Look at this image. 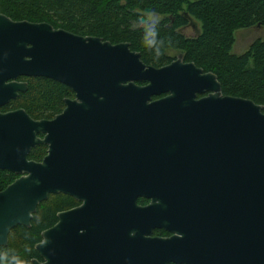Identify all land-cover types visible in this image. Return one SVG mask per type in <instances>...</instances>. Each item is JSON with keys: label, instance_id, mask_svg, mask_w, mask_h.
<instances>
[{"label": "water", "instance_id": "obj_1", "mask_svg": "<svg viewBox=\"0 0 264 264\" xmlns=\"http://www.w3.org/2000/svg\"><path fill=\"white\" fill-rule=\"evenodd\" d=\"M18 76L64 83L73 95L49 118L0 110V168L17 174L0 189V245L10 227L29 225L48 193L63 192L78 203L40 231L32 264H264V103L223 94L215 74L181 53L155 68L127 42L0 13V106L26 88ZM159 142L167 152L156 151ZM36 143L45 153L27 158ZM231 145L234 163L244 160V205L256 218L233 231L215 220L208 243L211 222L197 217V185L214 178L213 156L225 167ZM146 190L153 204L138 206L135 197ZM175 208L180 235H144L140 223L150 213L168 228L178 221ZM199 231L214 248L208 262L201 263Z\"/></svg>", "mask_w": 264, "mask_h": 264}, {"label": "trees", "instance_id": "obj_2", "mask_svg": "<svg viewBox=\"0 0 264 264\" xmlns=\"http://www.w3.org/2000/svg\"><path fill=\"white\" fill-rule=\"evenodd\" d=\"M0 13L110 43L127 42L153 66L172 59L166 50L173 49L184 61L215 74L223 94L264 103V37L255 38L240 53L231 52L235 30L255 24L264 28V0H0ZM149 13L161 17L140 26ZM188 18L197 23L192 36L180 31ZM23 79L26 88L0 109L22 107L33 118H49L61 110L64 97L73 95L69 86L49 78ZM45 149V144L36 143L26 156L39 160ZM16 175L0 168V189ZM77 203L69 194L48 193L37 203L28 226L8 229L7 242L0 245V264H32V257L39 258L34 243L40 231L56 220L58 210Z\"/></svg>", "mask_w": 264, "mask_h": 264}, {"label": "flooded vegetation", "instance_id": "obj_3", "mask_svg": "<svg viewBox=\"0 0 264 264\" xmlns=\"http://www.w3.org/2000/svg\"><path fill=\"white\" fill-rule=\"evenodd\" d=\"M188 26L195 29L193 27V25L190 23V19H188L187 22H185V24H183L180 27V29H183V28L188 27ZM254 26L260 27L259 24H255ZM197 31L198 30H196L194 35L197 33ZM131 51H133V50H131ZM170 51H174V50L173 49H167L166 50V54L169 56H171L169 54ZM135 52H137V51H135ZM177 53L178 52L175 51V53L172 55V59H170L168 62L161 64V65H158V66L146 64L140 59V57H139V59L145 65H150V66H153L155 68H158V67L163 66V65L169 63L170 61H172L175 58ZM24 77H27V76H18L16 78V80L26 82L23 79ZM136 83L142 84L145 82L140 81V82H136ZM163 94L164 93H159L158 95H152L151 98H156V97H159ZM14 108H16V107H14ZM7 109H13V107L0 109V110H7ZM262 110L264 111V109H262ZM156 146H157L156 151L158 153L167 152L166 147L163 143L159 142L158 145H156ZM180 146L182 147L183 145H180ZM168 151H170V150H168ZM161 156H163V155H161ZM188 159L191 160L190 158H187V160ZM218 159H219L218 157L213 156V158L211 160L212 168L210 167L211 168L210 171H211V173H213L215 175V176L213 175L214 178L212 179V181L209 183L201 182L197 185V213H198L197 217L199 216V220L201 222H204V221H207L205 219L207 216H209L208 219L211 222V228L207 232V235H206L209 239L208 243H211L213 241L212 240L213 236H211L210 234L215 233V231L217 229V226L214 223L215 220L216 221H218V220L226 221L228 223V227L233 231L235 228L238 229L239 227L246 229V227L241 222L256 218L255 210H252L251 211L252 214H249V208L247 207V204L244 205L246 195H248L249 186L245 182V180H247V179L244 176V173L246 172V170L244 167L243 158H242V161H239L237 164L234 163L233 145H231V146H229V152H228V155L226 157L225 167L222 166V163H221V167H219ZM219 161H220V159H219ZM259 187L264 188V183L261 184V186L259 184ZM151 193H148L147 190L144 193H138L135 197L136 204L138 206H141V207H143L145 205H147L149 207L151 200H152V204L154 201ZM263 198H264V192H263ZM263 201H264V199H263ZM150 207H152L151 209H154V207H156V211H159V212L164 211V207L161 205H151ZM175 210H174L175 215H173V217L175 220H178V221L176 223H173L172 225H168L169 226L168 228L165 226L156 225L155 222H157V221L155 218H157V216H154L155 214L153 215L152 213H150V215L148 217L149 222L142 221V223H140L141 228L147 229L145 231L144 235L149 236V237H168V236L174 235V234L180 235V231H181V229H183L182 228V222H180L181 221V217H180L181 214L178 213V210L176 208H175ZM263 211H264V207H263ZM150 212H153V210H150ZM250 215H252V216H250ZM166 216L168 218H170V215H166ZM200 216H203V217L201 218ZM199 234H201L200 231H199ZM202 238H204V237L201 234L200 239L202 242L199 243L198 251H199V254L205 255L206 257L201 258V263L203 261L208 262L209 255H210L209 252H214V250H213L214 248L212 249L211 247H209V248L206 247L207 242L204 241ZM166 264H183V263L167 262Z\"/></svg>", "mask_w": 264, "mask_h": 264}, {"label": "rangeland", "instance_id": "obj_4", "mask_svg": "<svg viewBox=\"0 0 264 264\" xmlns=\"http://www.w3.org/2000/svg\"><path fill=\"white\" fill-rule=\"evenodd\" d=\"M161 16L149 13L146 14V18L142 23H139L140 26H145V24L148 21L152 20H158ZM190 23L193 25V28L191 27H185L183 29H180L181 33H183L185 36H192L197 30V23L193 20H190ZM264 37V28L262 27H248V28H241L234 31V42L231 47V52L233 53H240L246 47L249 45V43L254 40L255 38ZM175 53V51H170L169 54L172 56Z\"/></svg>", "mask_w": 264, "mask_h": 264}]
</instances>
